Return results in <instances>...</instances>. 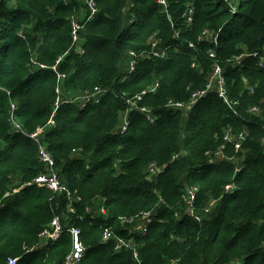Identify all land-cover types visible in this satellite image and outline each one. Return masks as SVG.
Segmentation results:
<instances>
[{
	"label": "trees",
	"instance_id": "trees-1",
	"mask_svg": "<svg viewBox=\"0 0 264 264\" xmlns=\"http://www.w3.org/2000/svg\"><path fill=\"white\" fill-rule=\"evenodd\" d=\"M167 2L97 0L99 12L80 32L82 54L71 35L78 0H0V264H63L73 227L87 245L81 264H264V69L257 56L234 61L264 52V0ZM154 37L166 55L142 56L129 71L130 51L149 50ZM217 63L237 114L215 88L186 112L169 105L207 90ZM58 85L65 97L106 90L98 101L63 103L49 127ZM11 101L24 131L45 127L42 142L79 198L74 211L66 193L30 183L46 168L37 143L14 126ZM137 106L151 107L155 121ZM228 127L246 134L240 151L225 142ZM220 148L234 160L216 156ZM79 150L89 159L75 157ZM100 197L106 214L89 212ZM146 211L153 217L142 234ZM55 216L61 235L38 247ZM107 227L133 240L138 258L133 247L116 251V239L104 241Z\"/></svg>",
	"mask_w": 264,
	"mask_h": 264
},
{
	"label": "built area",
	"instance_id": "built-area-1",
	"mask_svg": "<svg viewBox=\"0 0 264 264\" xmlns=\"http://www.w3.org/2000/svg\"><path fill=\"white\" fill-rule=\"evenodd\" d=\"M65 3H68L70 0H63ZM86 8V13L84 15V20L80 21L78 19L79 15L75 14L71 17V22H72V30H71V35H72V39H73V44L72 46L77 49V47H80V44L82 42L81 39V35L80 32L82 29H84V27L86 26V24H88L91 20H93L95 18V16L97 15V13L99 12V8L97 6V0H79ZM228 1V0H226ZM158 2L160 4H162L166 9L168 7V2L167 0H158ZM232 11L236 10V6L232 5L231 7ZM193 19V9L191 8L189 10L188 16H187V21L188 22H192ZM207 33V30H205L204 34ZM150 44H151V48L149 50H143L141 52H136V51H130L131 53V61L129 63V71H133L139 61V58L142 56H147V57H163L164 55H166L167 53V49H161L159 47V41L154 38H152L150 40ZM70 50V49H69ZM68 51H66L65 54H67ZM82 54L85 53V49L83 47H80L78 49ZM61 55L58 60H57V65L59 64V62H61V60L63 59V57L65 56ZM211 55L213 56V53H211ZM248 56H257L259 57V67L264 69V52L262 54H260L258 51L255 52H244L238 56H236L234 58V61L236 62H240L243 58L248 57ZM41 67H46L45 64H40ZM57 65L53 66L52 68L57 70ZM60 78H64L65 74H59ZM211 83L208 84L207 86V90H198L192 93L191 97L189 100L187 101H175V100H170L169 101V105H174L176 108L183 110L184 112L187 111V109H189L190 107H192L207 91L208 89H217V92L219 93V97H222L224 102L228 105V107H230V109L232 111H234L237 114V107L236 105L238 104L237 101H234L231 99L229 93H228V89H227V85L225 83V78L223 76V70L222 67L219 63H217L214 66L212 75H211ZM159 87V82H155L154 85H151L148 87L147 90H151V91H155L157 88ZM57 93H58V97L56 99V101L54 102V108L52 111V115L51 118L47 124V126L49 127H54L56 125L55 123V116L57 115V111L59 110L60 106L65 103V102H70L72 100H78L79 103L81 105L85 104L86 102H91V101H98L99 97L102 96V94L104 93V91L106 89L103 88H95L93 90L90 89H86L84 91H82L78 96H69V97H65L62 94V86L58 85L57 88ZM147 90H144L141 94H137L135 96V99H140L142 97V94L146 93ZM4 91L10 96L11 93L10 91H7L4 89ZM11 108H10V118L12 120V122L14 123V126L21 132L24 133L25 135L29 136L31 139H33L38 146V155H39V159L40 161L44 164L45 168H46V173H42L38 176H36L32 182L30 183H34L37 184L40 187H44L47 188L49 190H51L53 193H66L67 197H69L70 199V210L74 211V207H75V203L74 200L76 199L77 201L79 200V198H75V192H72L70 190V188L68 187V185H66L65 183H63L60 179L59 173L57 171L56 168V161L55 158L53 157V155L51 154V152L48 150V148L44 145V143L42 142V134L44 131V128H39L36 131L33 132H26L24 131L20 124L15 120L16 118V112L18 109V105L14 102L11 101ZM137 108H139L142 112H144L148 119L150 120V122H154V114H153V109L151 107H147V106H137ZM252 112L254 113H258L259 112V108L254 107L251 109ZM129 122L128 120L125 121V125H124V131L127 129ZM246 138V134L244 132H240L238 134L233 132V128L232 127H228L225 130V135H224V140L226 143H232L235 147V149L237 151L241 150L242 148V144L243 141ZM262 143L264 144V137L262 138ZM215 155L218 157H223V158H228L229 160H231L233 157L228 156L223 149H218L215 151ZM177 157V155L175 156ZM152 170L155 169V166L153 165L151 167ZM235 185H233L232 187H234ZM190 199L194 200V191L190 190ZM102 213L106 214V210L105 208H103L102 206ZM142 216L140 217V219L142 220V223L140 225L139 231L140 233L144 234L147 232V224L150 223L152 221V217H153V211H146L143 212L141 214ZM139 217V216H138ZM135 219H137L136 217L134 218H130V219H123L124 221H130L133 222ZM63 231V227L61 224V220L59 218V216H55L53 221L47 226L44 227V229L42 230V232L40 233V243L38 247H45V245H49L50 242L55 241L59 238V236L61 235ZM70 232L73 235V243H72V247L70 252L67 254V256L65 257V260L63 261V264H81L84 256H85V252L87 250V245L82 241L81 239V230L79 228H71ZM114 238L116 239V243H115V250L116 251H120L123 248H131L133 247L134 249V257L138 258V253H137V249L134 247L133 244V240L129 239H125L122 237H118L116 236V234L113 232V230L109 227L104 229V233H103V240H108ZM18 258L17 257H9L7 264H17ZM172 264H175V261L172 262Z\"/></svg>",
	"mask_w": 264,
	"mask_h": 264
},
{
	"label": "rangeland",
	"instance_id": "rangeland-1",
	"mask_svg": "<svg viewBox=\"0 0 264 264\" xmlns=\"http://www.w3.org/2000/svg\"><path fill=\"white\" fill-rule=\"evenodd\" d=\"M67 4V3H66ZM77 11H76V13L75 14H77V15H79V17H78V19L80 20V21H83L84 20V15H85V13H86V8H85V6L78 0V3H77ZM87 25V24H86ZM83 30V29H82ZM81 30V31H82ZM28 31H29V29H28ZM81 39H82V37H81ZM36 58H37V56H35V60H36ZM128 59H126V62L124 63V66L126 67H128L129 66V63H130V61H131V53H129V56L127 57ZM81 93V92H80ZM75 94V96H77L79 93H74ZM64 95V94H63ZM136 107V106H135ZM126 120H128L127 119V117H125V119H124V121H123V124H122V126H121V128H120V130L123 132L124 131V125H125V121ZM45 128V127H44ZM81 152H83L82 150H79V151H77V152H74V155H75V157H80V156H82V157H85V158H87V160L89 159V155H86V154H84V155H82L81 154ZM236 162H237V165L239 164V161L238 160H236ZM151 176H153V175H151ZM15 182H16V184H18V182L16 181V180H14ZM12 186H13V189H14V192L16 191V192H18L19 191V189L21 190L22 189V186H23V184L22 185H20V186H16L14 183L12 184ZM25 186V185H24ZM9 193V192H8ZM103 200L104 199H102V197H100V199L98 200V206H99V208H93V207H90L88 210H89V212H95V213H99L100 212V210L102 209V205H101V203L103 202ZM215 202L216 201H214L212 204L213 205H215ZM101 212H102V210H101Z\"/></svg>",
	"mask_w": 264,
	"mask_h": 264
},
{
	"label": "clouds",
	"instance_id": "clouds-1",
	"mask_svg": "<svg viewBox=\"0 0 264 264\" xmlns=\"http://www.w3.org/2000/svg\"><path fill=\"white\" fill-rule=\"evenodd\" d=\"M244 141H245V140H244ZM244 141H243V142H244ZM239 151H240V150H239ZM231 160H234V159H231Z\"/></svg>",
	"mask_w": 264,
	"mask_h": 264
}]
</instances>
